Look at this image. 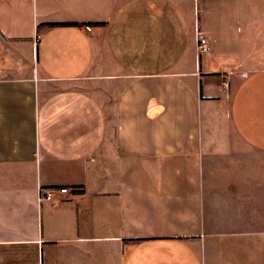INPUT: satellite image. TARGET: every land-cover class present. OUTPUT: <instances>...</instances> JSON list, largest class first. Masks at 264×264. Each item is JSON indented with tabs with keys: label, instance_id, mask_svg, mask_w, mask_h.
Instances as JSON below:
<instances>
[{
	"label": "crops",
	"instance_id": "1",
	"mask_svg": "<svg viewBox=\"0 0 264 264\" xmlns=\"http://www.w3.org/2000/svg\"><path fill=\"white\" fill-rule=\"evenodd\" d=\"M0 215V264H264V0H0Z\"/></svg>",
	"mask_w": 264,
	"mask_h": 264
},
{
	"label": "built area",
	"instance_id": "2",
	"mask_svg": "<svg viewBox=\"0 0 264 264\" xmlns=\"http://www.w3.org/2000/svg\"><path fill=\"white\" fill-rule=\"evenodd\" d=\"M199 35L197 50L200 55H203L208 52V42L202 32H200ZM224 85H226V83H224ZM67 192L68 189L66 187H39L37 190V201H55L58 199L59 195L66 194Z\"/></svg>",
	"mask_w": 264,
	"mask_h": 264
},
{
	"label": "rangeland",
	"instance_id": "3",
	"mask_svg": "<svg viewBox=\"0 0 264 264\" xmlns=\"http://www.w3.org/2000/svg\"><path fill=\"white\" fill-rule=\"evenodd\" d=\"M2 215H0V217H1Z\"/></svg>",
	"mask_w": 264,
	"mask_h": 264
}]
</instances>
